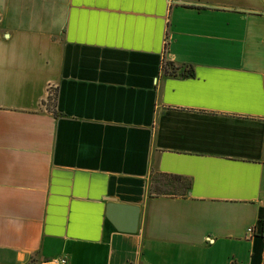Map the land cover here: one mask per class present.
<instances>
[{
	"label": "crops",
	"instance_id": "1",
	"mask_svg": "<svg viewBox=\"0 0 264 264\" xmlns=\"http://www.w3.org/2000/svg\"><path fill=\"white\" fill-rule=\"evenodd\" d=\"M262 221L264 0H0V264H264Z\"/></svg>",
	"mask_w": 264,
	"mask_h": 264
},
{
	"label": "water",
	"instance_id": "2",
	"mask_svg": "<svg viewBox=\"0 0 264 264\" xmlns=\"http://www.w3.org/2000/svg\"><path fill=\"white\" fill-rule=\"evenodd\" d=\"M107 200L105 214L108 220L120 231L135 232L139 217L138 205L117 203L111 198Z\"/></svg>",
	"mask_w": 264,
	"mask_h": 264
},
{
	"label": "rangeland",
	"instance_id": "3",
	"mask_svg": "<svg viewBox=\"0 0 264 264\" xmlns=\"http://www.w3.org/2000/svg\"><path fill=\"white\" fill-rule=\"evenodd\" d=\"M151 179L152 191L154 192L178 193L184 184V181H178L159 174H154Z\"/></svg>",
	"mask_w": 264,
	"mask_h": 264
},
{
	"label": "built area",
	"instance_id": "4",
	"mask_svg": "<svg viewBox=\"0 0 264 264\" xmlns=\"http://www.w3.org/2000/svg\"><path fill=\"white\" fill-rule=\"evenodd\" d=\"M50 96H53V92H50ZM247 232L249 233L250 236L255 235V231L253 227H248ZM260 235L264 238V221L261 223V233ZM68 260L66 256H57L51 259H48L46 261H43L41 264H67ZM230 264H236L235 261H231Z\"/></svg>",
	"mask_w": 264,
	"mask_h": 264
},
{
	"label": "trees",
	"instance_id": "5",
	"mask_svg": "<svg viewBox=\"0 0 264 264\" xmlns=\"http://www.w3.org/2000/svg\"><path fill=\"white\" fill-rule=\"evenodd\" d=\"M159 175H161V176H168V175H166V174H159ZM169 177V176H168ZM170 178H173V179H175V180H181V178L180 177H178V176H175V175H173V176H170Z\"/></svg>",
	"mask_w": 264,
	"mask_h": 264
}]
</instances>
